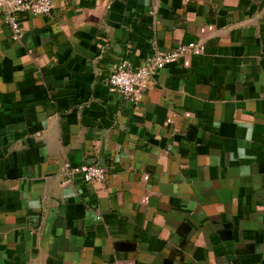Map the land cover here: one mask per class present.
Masks as SVG:
<instances>
[{"label": "crops", "instance_id": "obj_1", "mask_svg": "<svg viewBox=\"0 0 264 264\" xmlns=\"http://www.w3.org/2000/svg\"><path fill=\"white\" fill-rule=\"evenodd\" d=\"M52 1L19 42L0 8V264H264V0Z\"/></svg>", "mask_w": 264, "mask_h": 264}, {"label": "built area", "instance_id": "obj_2", "mask_svg": "<svg viewBox=\"0 0 264 264\" xmlns=\"http://www.w3.org/2000/svg\"><path fill=\"white\" fill-rule=\"evenodd\" d=\"M5 24L10 28L11 38L19 42L23 38L20 16H50L53 12L52 0H0ZM204 52V46L198 41L178 45L172 49L155 48L153 53L138 68L123 62L115 66L105 79V86L132 105H137L136 91L141 83L155 79L168 66L185 56H197ZM66 180L80 174L87 184L103 183L107 179L106 170L99 164H82L76 167L65 165Z\"/></svg>", "mask_w": 264, "mask_h": 264}]
</instances>
